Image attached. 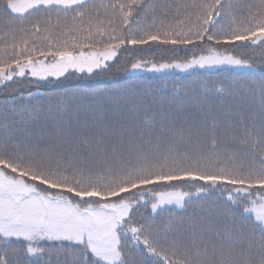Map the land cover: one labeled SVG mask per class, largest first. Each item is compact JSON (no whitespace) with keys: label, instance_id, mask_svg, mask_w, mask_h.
Listing matches in <instances>:
<instances>
[{"label":"snow or ice","instance_id":"snow-or-ice-1","mask_svg":"<svg viewBox=\"0 0 264 264\" xmlns=\"http://www.w3.org/2000/svg\"><path fill=\"white\" fill-rule=\"evenodd\" d=\"M0 93V264H264V0H0Z\"/></svg>","mask_w":264,"mask_h":264},{"label":"trees","instance_id":"trees-1","mask_svg":"<svg viewBox=\"0 0 264 264\" xmlns=\"http://www.w3.org/2000/svg\"><path fill=\"white\" fill-rule=\"evenodd\" d=\"M247 54L249 56H260V51L256 50L253 52V50L249 49ZM146 58L151 59L150 54H145ZM157 59H159V54L157 55ZM197 78H203L207 79L210 82L211 81H219L221 79L226 78H236V74L232 72L228 68H220V69H212V70H195L188 73H169V74H153V73H143L140 76V79H142L146 84H149V86H153L156 88H160L161 86L167 85L169 89H172L174 84L176 83H188L192 81L193 79ZM55 85V88H54ZM98 86L95 84V81L91 80H81V81H75V80H68V81H53L47 84H41L38 87H34L30 89L34 92H51L54 90H61L64 87H74V86ZM5 99V94L0 93V103L3 102ZM35 102V101H34Z\"/></svg>","mask_w":264,"mask_h":264},{"label":"rangeland","instance_id":"rangeland-1","mask_svg":"<svg viewBox=\"0 0 264 264\" xmlns=\"http://www.w3.org/2000/svg\"><path fill=\"white\" fill-rule=\"evenodd\" d=\"M170 71H179V70H170ZM189 71H191V70H189Z\"/></svg>","mask_w":264,"mask_h":264}]
</instances>
